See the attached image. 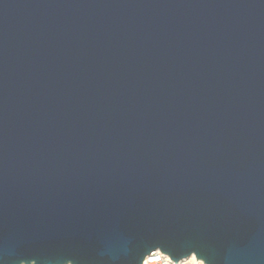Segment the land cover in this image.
Instances as JSON below:
<instances>
[{"label":"water","instance_id":"95a60500","mask_svg":"<svg viewBox=\"0 0 264 264\" xmlns=\"http://www.w3.org/2000/svg\"><path fill=\"white\" fill-rule=\"evenodd\" d=\"M264 264V0H0V264Z\"/></svg>","mask_w":264,"mask_h":264},{"label":"built area","instance_id":"2783aa9c","mask_svg":"<svg viewBox=\"0 0 264 264\" xmlns=\"http://www.w3.org/2000/svg\"><path fill=\"white\" fill-rule=\"evenodd\" d=\"M143 264H176L169 256L162 253L160 250L152 252L147 256Z\"/></svg>","mask_w":264,"mask_h":264},{"label":"rangeland","instance_id":"374dc122","mask_svg":"<svg viewBox=\"0 0 264 264\" xmlns=\"http://www.w3.org/2000/svg\"><path fill=\"white\" fill-rule=\"evenodd\" d=\"M196 258V257H195ZM194 257H189L184 259V261L181 264H202L201 262H196Z\"/></svg>","mask_w":264,"mask_h":264},{"label":"bare ground","instance_id":"6f19581e","mask_svg":"<svg viewBox=\"0 0 264 264\" xmlns=\"http://www.w3.org/2000/svg\"><path fill=\"white\" fill-rule=\"evenodd\" d=\"M191 257H194L195 258V256L193 255V256H191ZM195 260H196V262H201L202 264H204L201 260H198L197 258H195ZM183 262V261H182ZM182 262H180V263H176V264H181Z\"/></svg>","mask_w":264,"mask_h":264}]
</instances>
